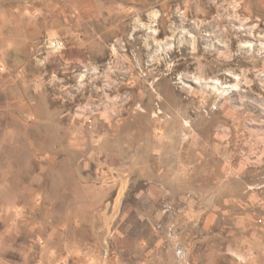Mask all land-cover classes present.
<instances>
[{
	"label": "rangeland",
	"instance_id": "rangeland-1",
	"mask_svg": "<svg viewBox=\"0 0 264 264\" xmlns=\"http://www.w3.org/2000/svg\"><path fill=\"white\" fill-rule=\"evenodd\" d=\"M125 155L151 264H264V0H0V264L112 256ZM162 155L164 206L133 171Z\"/></svg>",
	"mask_w": 264,
	"mask_h": 264
},
{
	"label": "crops",
	"instance_id": "crops-1",
	"mask_svg": "<svg viewBox=\"0 0 264 264\" xmlns=\"http://www.w3.org/2000/svg\"><path fill=\"white\" fill-rule=\"evenodd\" d=\"M87 4H85V6L82 4V13L83 15L87 14L88 8L86 7ZM29 17V16H27ZM30 25H32V30L28 29V33L27 34V39L31 38L32 35L37 34V31H35V27H34V21L30 22ZM29 28V27H28ZM39 30V29H38ZM41 30V29H40ZM33 80H34V75H33ZM163 145V143H162ZM164 156H159L158 157V162L159 164H149V163H144V165H138L137 169L133 170L136 171L139 176L144 177V174H147L148 172L153 173V177H155V182H150L148 185L149 187H139L138 189L135 190L136 195L137 196H142L145 195L150 196L151 198H153V201H157L159 202L161 205H165L167 202L166 200H168L169 196H170V192H171V188L170 186L173 185V183L177 184V181L175 179L174 182L172 181V175L173 173L168 169L169 167H167L166 164H164ZM136 161V159H132V157L125 155L124 157H119L117 160H115L114 162V166H111L110 171L113 170V173H118L120 172L121 175V179H120V187H115V193L114 196H118V200L117 201H113L110 205V210H114V211H120L121 212L118 214L117 217H109L106 218L104 223L107 227H110L111 229V233L107 236L106 241L112 245V249H111V255H108L107 260L106 261H102L101 264H151V262L147 259L149 256H151L150 258H162V251L159 247V249H157L154 254L151 253V251H147L145 250V248L143 249V246H141L140 242H141V237L140 236H136V234L134 233H130L128 232V230L124 229L125 224H127V218L129 217L128 213L130 207L125 208V206L123 207V204L120 203V200L123 201L126 196L128 194H131L130 191L132 190V187L129 184H126V177H125V172H128L130 170L133 169L134 167V162ZM179 168H181L180 166H178ZM172 170H177V168H173L171 166ZM142 171V172H140ZM140 172V173H139ZM138 176V177H139ZM145 179H143L140 182H144ZM105 184V191L108 192V190L114 189V185L113 187L110 186L108 187L110 184L109 182L104 183ZM129 187V188H128ZM77 189H81L82 188H78ZM147 188V189H146ZM66 189V187L64 188ZM78 191L76 190V193H81L82 191ZM106 193H104L105 196ZM96 197L91 196L90 199L88 201L85 202H81V209H86L87 211L90 210L91 212L93 210L97 209V212L99 211V209H101L102 207L100 206V200L97 197V199H95ZM99 200V201H98ZM105 200L102 202L104 204ZM13 201L11 202L12 205ZM7 206V205H6ZM11 209H14V206H10ZM77 217H74V219L72 220L74 222L73 225L75 226H81V225H86V224H90L91 221H86L85 219H82L81 216L76 215ZM85 220V221H84ZM71 222V220H69ZM64 224L66 225V221H64ZM157 240V239H156ZM119 254V256L117 257H113L115 254ZM156 255H158V257H156ZM117 259H123V261L121 262L118 261Z\"/></svg>",
	"mask_w": 264,
	"mask_h": 264
},
{
	"label": "built area",
	"instance_id": "built-area-1",
	"mask_svg": "<svg viewBox=\"0 0 264 264\" xmlns=\"http://www.w3.org/2000/svg\"><path fill=\"white\" fill-rule=\"evenodd\" d=\"M47 45L53 51H60V49L64 48L63 40L59 39L58 37L53 39H48Z\"/></svg>",
	"mask_w": 264,
	"mask_h": 264
},
{
	"label": "bare ground",
	"instance_id": "bare-ground-1",
	"mask_svg": "<svg viewBox=\"0 0 264 264\" xmlns=\"http://www.w3.org/2000/svg\"><path fill=\"white\" fill-rule=\"evenodd\" d=\"M159 93V92H158Z\"/></svg>",
	"mask_w": 264,
	"mask_h": 264
}]
</instances>
